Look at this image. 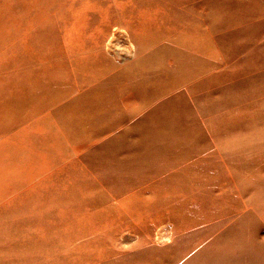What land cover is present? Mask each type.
<instances>
[{"label":"rangeland","instance_id":"obj_1","mask_svg":"<svg viewBox=\"0 0 264 264\" xmlns=\"http://www.w3.org/2000/svg\"><path fill=\"white\" fill-rule=\"evenodd\" d=\"M28 71L57 133L0 192V264H264V0H0L12 133Z\"/></svg>","mask_w":264,"mask_h":264},{"label":"crops","instance_id":"obj_2","mask_svg":"<svg viewBox=\"0 0 264 264\" xmlns=\"http://www.w3.org/2000/svg\"><path fill=\"white\" fill-rule=\"evenodd\" d=\"M24 17L26 18L25 21L27 22L32 20L29 15H25ZM31 55L32 54H30V56H27V58L25 57L26 62L29 61V63H33L36 61L35 57ZM100 55L101 53L99 52L97 56H100ZM70 66L73 69L80 72L81 74L82 72H85L89 68H92V66H97V67L102 66L103 68H101L100 71L104 73H107L111 71V69L115 68L114 64H109L108 62H106V59L103 56L101 59L82 58L77 61H72L70 62ZM31 67H33V65H31ZM26 75H27L26 79L24 78V76H21V81L25 84L24 87L21 89H18L14 85L10 86L11 83H9V87L7 91V98L3 102L4 112L8 113L6 116L4 115V119H6L5 121L6 123L12 122L15 119H16L15 121L16 124L18 122L19 125L22 121H28L29 123H28L27 128L26 126L25 127L21 126L18 129L19 127L18 125V127H16V129L12 133L6 128L5 123H3L0 120V137L11 135V137L14 138V141L19 145L18 150L10 149V150H6L5 152H3L4 150L3 149L1 152L2 148H0V152H1L0 154H2L1 158L7 163L6 166H3V167L6 170L7 168L11 170L9 175L7 176L3 175V177L0 179V192L3 191L4 186H7V190H8V185L11 187V185L24 183L27 177L33 174V171L31 169L32 168L31 163H33V160L35 159V157L38 158V156H36L38 152L37 153L28 152L27 150L24 149L25 147H27V145H29L31 147V149L29 150H35L33 148V145L29 143L28 140L32 141V139H35L34 135L36 134L38 136V139L42 140L43 146L45 147L49 140L51 141V143L54 142V137L56 136V133H57L56 130L49 128V125L53 119L52 117H49V115H45L43 116V118L41 117L38 120V117H39L38 113L42 111L43 106H49V108L54 107L55 102L52 99L53 93L45 89L44 86L37 89L36 79L31 78V76L35 78L34 71H28ZM118 77H122L120 73ZM28 81H30L31 84ZM50 81L51 80H48V82ZM35 92H37V94H35ZM41 92H43V96L40 100V98H38L37 96L40 97L39 93ZM13 93L15 94L14 96H12ZM16 105H19L20 107ZM26 106L31 107L32 113H30L29 108ZM66 119L70 120L71 118L67 117ZM41 125L43 126V128L41 127ZM44 139H46L45 142H44ZM26 156H30L31 159H28ZM5 158L8 160H6ZM39 158L41 160L40 155H39ZM12 159L14 160V164L10 165L8 162L9 160H12ZM21 160L24 161L23 164H20L17 162V161L21 162ZM27 161H29L28 166L25 163ZM39 169L40 167H38L35 170H39Z\"/></svg>","mask_w":264,"mask_h":264}]
</instances>
